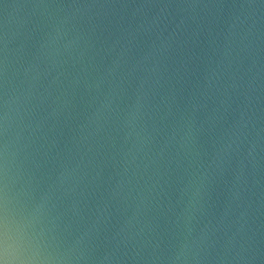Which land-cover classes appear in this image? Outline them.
Masks as SVG:
<instances>
[{
  "label": "water",
  "instance_id": "95a60500",
  "mask_svg": "<svg viewBox=\"0 0 264 264\" xmlns=\"http://www.w3.org/2000/svg\"><path fill=\"white\" fill-rule=\"evenodd\" d=\"M0 264H264V0H0Z\"/></svg>",
  "mask_w": 264,
  "mask_h": 264
}]
</instances>
